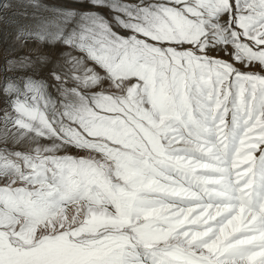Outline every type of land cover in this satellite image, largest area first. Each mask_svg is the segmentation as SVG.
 <instances>
[{
	"label": "snow or ice",
	"instance_id": "6c2138e0",
	"mask_svg": "<svg viewBox=\"0 0 264 264\" xmlns=\"http://www.w3.org/2000/svg\"><path fill=\"white\" fill-rule=\"evenodd\" d=\"M0 264H264V0H0Z\"/></svg>",
	"mask_w": 264,
	"mask_h": 264
}]
</instances>
